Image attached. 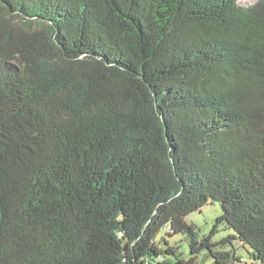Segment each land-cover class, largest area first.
I'll return each mask as SVG.
<instances>
[{
    "label": "trees",
    "instance_id": "obj_1",
    "mask_svg": "<svg viewBox=\"0 0 264 264\" xmlns=\"http://www.w3.org/2000/svg\"><path fill=\"white\" fill-rule=\"evenodd\" d=\"M202 252L264 264V0H0V264Z\"/></svg>",
    "mask_w": 264,
    "mask_h": 264
},
{
    "label": "rangeland",
    "instance_id": "obj_2",
    "mask_svg": "<svg viewBox=\"0 0 264 264\" xmlns=\"http://www.w3.org/2000/svg\"><path fill=\"white\" fill-rule=\"evenodd\" d=\"M256 0H238V3L241 5H249L254 3ZM221 213L220 204L217 201H209L207 204L202 206L199 210H195L189 213L185 220L188 223H193L196 226V231L199 235V238L207 235L211 232L214 225L215 218ZM232 231L224 230L219 228V231L213 236V240H218L221 237L225 236ZM164 234V231H160L158 238ZM170 245H178L179 253L187 256L189 252L188 243L185 235L182 234H173L166 237ZM233 247L235 252L244 257L246 260H249V252L251 248L241 243L240 241H233ZM231 246H227L226 249H230ZM199 264H214L212 258L206 253L202 252L199 256Z\"/></svg>",
    "mask_w": 264,
    "mask_h": 264
}]
</instances>
